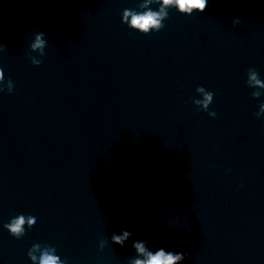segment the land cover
Returning a JSON list of instances; mask_svg holds the SVG:
<instances>
[{
    "label": "water",
    "instance_id": "1",
    "mask_svg": "<svg viewBox=\"0 0 264 264\" xmlns=\"http://www.w3.org/2000/svg\"><path fill=\"white\" fill-rule=\"evenodd\" d=\"M161 6L0 0V264L46 247L59 264H128L137 240L183 264H264V96L246 83L255 68L264 84V0L191 16L173 0L147 36L125 19ZM41 31L48 46L30 48ZM199 86L218 93L215 119ZM20 214L37 224L17 240L4 224Z\"/></svg>",
    "mask_w": 264,
    "mask_h": 264
},
{
    "label": "clouds",
    "instance_id": "2",
    "mask_svg": "<svg viewBox=\"0 0 264 264\" xmlns=\"http://www.w3.org/2000/svg\"><path fill=\"white\" fill-rule=\"evenodd\" d=\"M151 2V0H149ZM176 5H178V11L181 13L187 12L188 16H191L195 13L203 14L207 7L209 0H175ZM173 3V0H162V6L159 12L148 10L147 12L135 13L130 10H126L125 19L127 15H131L130 27L139 29L141 33L147 35L153 34L150 32L151 29H155L154 32H160L164 27L165 23H161L164 17L167 15L165 12V6H168ZM196 9L197 11H193ZM243 21L239 18H235L232 22L233 27L238 25H242ZM48 42L46 40V33L38 32L35 35V41L31 43L30 48H40L43 49L44 45ZM8 51V47L6 44H0V52ZM248 79L246 81L247 86L251 89H254L252 92V97H262L264 93L254 88L253 85H260L264 87L261 79L257 77L260 76L259 72L255 68H249L246 73ZM197 92L203 93L202 100H193L192 102L197 105V111L206 112L211 118L215 119L217 117V113L215 111H210L209 104L213 101V96L218 95V93H214L212 91L207 90L203 86L197 87ZM199 105H203V107H199ZM260 112H255L253 115L257 119H261L264 116V102L259 104ZM229 172L233 171L232 169L228 170ZM28 221V228L32 229L37 224V218L32 215H17L14 216L9 223L4 224V228H6L9 234L17 240H21L27 234V229L23 226L25 225V220ZM123 234L112 233L110 240L114 245H119L123 248L126 245V242L129 241L130 237L133 236V233L128 230H122ZM101 247L100 251H103V245L107 244L108 241L101 239L99 241ZM134 250L143 257L134 258L128 260V264H177V261H180L181 264L185 260L189 258V254L185 252H177L174 250H166L164 247L160 246L155 248L154 250H149L152 247L150 246L147 240H137L132 244ZM40 248V244H34L30 250L28 251V256L32 261H36L37 257L32 255L33 250H37ZM52 251H55L53 248ZM39 264H59V257L50 253L49 249L46 247L39 258ZM63 264H69V260L67 258L64 259Z\"/></svg>",
    "mask_w": 264,
    "mask_h": 264
}]
</instances>
